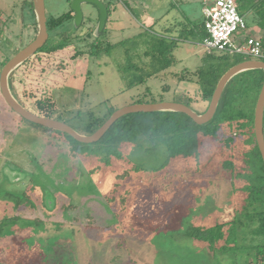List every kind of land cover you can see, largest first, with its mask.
<instances>
[{"label":"rangeland","instance_id":"obj_1","mask_svg":"<svg viewBox=\"0 0 264 264\" xmlns=\"http://www.w3.org/2000/svg\"><path fill=\"white\" fill-rule=\"evenodd\" d=\"M30 1L0 0V67L13 57L15 50L35 39L36 18ZM45 1L48 19L70 9L68 0ZM104 1L110 7L119 3ZM197 3H187L192 13H198ZM83 11L84 22L78 30L73 31L69 22L51 29V35L71 28L77 45L85 51H90V43L99 38L107 44L104 39L108 35L110 43L122 41L123 45L109 53L102 50L89 58H79L76 70L66 82L50 83L44 78L43 86L52 91L57 101L54 117L86 132L87 124L104 118L109 108L140 101L188 102L197 111L205 110L210 97L202 105L198 97L203 94L191 87L187 91L184 85L198 80L193 70L204 62L201 46L195 53L191 43H183V48L174 53L181 59L176 65L129 87L127 76L131 72L127 67L149 59L144 52V37L132 36L139 30L138 25L145 38L151 40L152 34L135 18L139 12L127 13L136 22L133 25L120 8L110 10L104 31L95 37L88 36V32L97 25L98 11L90 3L83 5ZM248 20L254 26L257 18L250 15ZM237 58L251 57L237 54ZM38 81L22 64L8 79L12 94L23 105L19 93ZM26 107L36 110L32 98ZM47 129L15 112L0 89V228L4 225L0 233V264H220L202 242L184 234L189 223L210 225L229 220L242 202L243 192L232 190L228 173L221 169L220 156L212 160L207 157L217 170L209 171L212 191L200 202L193 199L197 208L192 213L189 199L193 193L201 194L197 176L192 179L190 163L194 161L178 157L161 165L163 150L151 154H133L129 150L132 156L126 154L127 158L113 157L108 161L105 149L97 147L96 142H76L63 131L49 128L51 134ZM8 164L25 168L26 178L7 182L2 169ZM125 170L130 171L129 176L116 177ZM34 175L40 183L33 182ZM42 186L52 193L51 205L41 202ZM173 206L178 207L175 212ZM177 213L178 219H174ZM247 251L240 252V261Z\"/></svg>","mask_w":264,"mask_h":264},{"label":"trees","instance_id":"obj_2","mask_svg":"<svg viewBox=\"0 0 264 264\" xmlns=\"http://www.w3.org/2000/svg\"><path fill=\"white\" fill-rule=\"evenodd\" d=\"M120 1L133 12L131 0ZM235 1L239 12L245 16L247 24L249 22L246 14L251 13L257 18L258 28L264 29V0ZM107 4L110 8V4ZM71 18L73 15L70 12L61 14L59 17H52L48 21L49 28L63 25ZM203 27L200 41H203L208 34L204 21ZM92 31L93 29L88 32V36L92 35ZM142 35L143 32L137 36L144 37L143 43L146 46L144 52L149 59L141 60L140 64L132 63L135 65L127 67L131 72L127 76L129 87L147 81L176 62L172 54L174 41L162 35L153 34L149 36L151 40H147L145 35ZM121 45H123L122 41L104 45L99 38L90 43L92 48L90 51H85L79 48L74 35H70L67 31L51 35L42 48L22 63L29 73L37 76L39 81L26 89L23 88L19 93L20 100L26 106V102L28 103L32 98L36 106L34 113L46 117L53 116L57 101L52 91L43 86L44 78H47L45 82L50 83L56 80V82L59 80L66 82L76 70L75 62L79 58H89L101 53L102 50L109 53ZM262 45L264 51V37ZM205 60L204 66L198 73L197 82L203 94L211 99L223 74L246 58H237V54L209 53ZM263 82L264 70L262 69L245 70L232 77L222 92L214 119L206 125L196 123L188 114L179 111L134 112L117 119L105 135L96 142L97 147L102 146L105 149L107 154L104 156L108 161L113 157L127 158L126 154L130 156L131 152L137 154L138 151H143L151 154L160 150H163L161 165L178 157L187 159L188 162L194 161L190 163L194 174L192 179L197 176V186L199 185L201 194L196 196L193 193L192 198L189 199L193 205L192 213L197 208L192 202L193 199L200 202L202 192L212 183L209 171L215 169V166L208 162L207 157L212 160V157L220 156L221 169L228 173L226 177L232 190L243 192L242 202L234 208V215L229 220L210 225L189 223L184 231L186 237L202 242L213 260H217L220 264L264 263V159L254 129L255 106ZM115 110L109 108L104 118L94 119L85 127L86 132H80L93 133ZM68 136L69 139L78 142L71 135ZM129 150L132 151L129 152ZM236 150L238 153H235ZM131 161L146 165L142 161L137 162L133 159ZM196 163L197 168H195ZM129 173V170H125L116 177L126 178ZM176 208L178 207H174V212ZM178 215L179 213L173 216L174 219H178ZM3 228L4 225L0 228V233ZM242 240L245 242L242 243ZM243 249L248 251L247 255H244V260L240 261V252ZM222 259L228 262L224 263Z\"/></svg>","mask_w":264,"mask_h":264},{"label":"water","instance_id":"obj_3","mask_svg":"<svg viewBox=\"0 0 264 264\" xmlns=\"http://www.w3.org/2000/svg\"><path fill=\"white\" fill-rule=\"evenodd\" d=\"M34 10L37 16L38 33L35 39L28 45L20 49L13 57H11L0 71V89L1 93L7 102V104L23 118L43 125L45 127L63 131L78 141L83 143H94L99 141L109 128L116 122L117 119L123 115L134 113V112H153V111H179L188 114L193 120L200 124L206 125L210 123L217 112L219 101L222 92L232 77L236 74L248 70V69H262L264 70V60L262 59H246L241 61L230 69H228L223 76L220 78L213 95L210 100V104L206 111L200 113L190 105L179 101H156V102H137L123 107L117 108L110 117L93 133L86 134L76 130L66 121L38 115L23 104H21L12 94L8 79L11 73L32 55H34L40 48H42L47 40L49 39V31L47 26V13H46V1L45 0H32ZM90 3L94 5L99 13V20L97 25L92 31V35L99 37L104 31L107 20L110 14V8L104 0H71L70 9L74 12L72 19V30H78L84 21L83 5ZM254 129L256 140L264 159V82L259 93L256 106H255V118H254ZM264 264V263H263Z\"/></svg>","mask_w":264,"mask_h":264},{"label":"crops","instance_id":"obj_4","mask_svg":"<svg viewBox=\"0 0 264 264\" xmlns=\"http://www.w3.org/2000/svg\"><path fill=\"white\" fill-rule=\"evenodd\" d=\"M117 1H119V3L116 2L115 5L110 7V10L113 11L114 9L120 8L122 12L123 11L125 12L126 17L131 20L132 24L133 25L136 24V22H134L133 19H131V17H129V15L127 14L130 13L132 15V11L126 8L120 0ZM190 1L191 0H131V5L133 6V12H135V10L139 12V16L135 15V18L136 20L140 21L141 27H144L145 30H148L153 35H162L166 37L168 40H172L175 42V46L173 47L172 54L176 62L172 66L176 65L181 60L176 58L174 53L176 49L183 48L182 45L183 43L185 42L191 43L194 46L193 48L195 50V53H197V50L199 49L200 46L203 48L205 54L203 55L202 60L204 62L202 65L196 66L193 70L196 77L201 67L204 66L206 61L205 58L209 54V52H207L203 47L202 41H200L201 34L204 30L203 27L204 7L206 6L207 0H196L197 2H199L197 3L198 4L197 14L196 12L192 13V11H190V6L187 5V3H189ZM31 2H32L31 7H34L32 0ZM33 11L34 14L36 15L35 10ZM250 15L251 13H248L246 14V17L248 18V16ZM36 21H37V16H36ZM146 24L148 26H146ZM253 25L254 26L250 25V23L248 24L247 33L257 36L262 34V36L260 37L263 38L264 29L259 28L258 30L256 29L258 28L256 23ZM137 28L139 30L137 32L134 31L135 33L132 35L133 37L139 35L143 30V29L141 30V28H139L138 25ZM104 40L106 43H109L110 36L109 35L106 36ZM211 53L220 54L217 52H211ZM170 67L168 69H170ZM248 70H252V69H248ZM197 81L191 84L189 82L190 84L189 86L186 85L187 83H184V85L187 89L188 88L190 89L191 87V89H193L192 91H196V93L200 92L203 94L200 85L198 84ZM189 89L187 91H190ZM198 98L201 99L202 105L208 101L207 95L205 94H203L202 96L199 95ZM210 100L207 107L205 108V110H202V112L206 111V109L210 104ZM184 103L188 104V102H184ZM204 190L205 191L202 192V198H204L208 192L212 191L211 187Z\"/></svg>","mask_w":264,"mask_h":264},{"label":"built area","instance_id":"obj_5","mask_svg":"<svg viewBox=\"0 0 264 264\" xmlns=\"http://www.w3.org/2000/svg\"><path fill=\"white\" fill-rule=\"evenodd\" d=\"M204 25L208 32L202 45L209 53H228L264 60L262 38L239 34L248 30V24L235 0H207L204 7Z\"/></svg>","mask_w":264,"mask_h":264},{"label":"flooded vegetation","instance_id":"obj_6","mask_svg":"<svg viewBox=\"0 0 264 264\" xmlns=\"http://www.w3.org/2000/svg\"><path fill=\"white\" fill-rule=\"evenodd\" d=\"M70 1L71 0H68V3H69V7H70ZM32 9L34 10V7H32ZM67 12H70L73 16H74V12H72V10L71 9H69L68 11H65L64 13H67ZM63 13V14H64ZM34 16H35V18H36V15L34 14ZM98 17H99V13H98ZM72 19L73 18H71L70 20H68V21H66L65 23L67 24V23H69V22H71V27H72ZM99 20V19H98ZM48 21H49V19H48ZM48 21H47V26H48V31H49V37L51 36V29L49 28V25H48ZM84 22V21H83ZM64 23V24H65ZM65 26V25H64ZM9 28H10V26H8ZM36 27H37V31H36V34L34 35V37H36V35H37V33H38V23H37V21H36ZM1 28V27H0ZM2 29V28H1ZM70 30H71V28H70ZM70 30H68L67 32L71 35L72 33L70 32ZM33 41V40H32ZM31 41V42H32ZM29 44V43H28ZM27 44V45H28ZM25 47V46H24ZM23 48V47H22ZM21 48V49H22ZM20 50V49H19ZM18 50V51H19ZM17 50H15V53H14V55L18 52ZM13 55V56H14ZM8 60V59H7ZM4 63H6V61L4 62ZM5 64H3L0 68L2 69V67L4 66ZM1 69H0V71H1ZM21 103V102H20ZM22 104V103H21ZM26 107V106H25ZM27 108V107H26ZM30 110V109H29ZM33 112V111H32ZM52 118H56V117H54V116H51ZM56 119H58V118H56ZM60 120H62V119H60ZM48 128V127H47ZM51 129V128H50ZM50 129H47V131H49V133H51V130ZM52 134V133H51ZM2 172H3V174H5V176H6V181L7 182H12V183H15V182H20V181H22V179H24V178H26V174H28L26 171H25V168L24 169H21V168H15V167H13V166H10L9 164L8 165H5L4 167H3V169H2ZM32 179H33V182L35 183V184H37V183H40L38 180H37V178H36V175H34L33 177H32ZM35 186L33 185V187L32 188H34ZM45 187L44 186H42L41 187V190H42V193H41V195H42V197H41V202L44 204V206H48V205H51V203H52V201H53V197H51L50 196V194H52V193H50V192H46L45 191V189H44ZM7 192H12V191H7Z\"/></svg>","mask_w":264,"mask_h":264}]
</instances>
